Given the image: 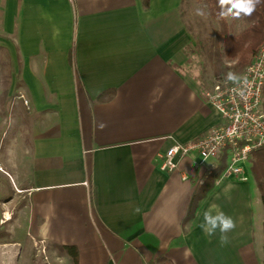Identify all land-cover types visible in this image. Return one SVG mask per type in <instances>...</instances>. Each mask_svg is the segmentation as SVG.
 I'll return each instance as SVG.
<instances>
[{"label":"crops","instance_id":"crops-1","mask_svg":"<svg viewBox=\"0 0 264 264\" xmlns=\"http://www.w3.org/2000/svg\"><path fill=\"white\" fill-rule=\"evenodd\" d=\"M180 5L0 0L5 93L28 100L14 99L20 134L3 152L5 189L16 194L0 221V264H263V208L249 168L247 180L214 176L197 195L208 176L197 183L196 154L177 156L171 171L159 163L173 142L222 123L181 68L191 36ZM212 204L236 222L225 246L199 227ZM61 245L76 248V261ZM37 247L47 261L32 259Z\"/></svg>","mask_w":264,"mask_h":264},{"label":"built area","instance_id":"built-area-1","mask_svg":"<svg viewBox=\"0 0 264 264\" xmlns=\"http://www.w3.org/2000/svg\"><path fill=\"white\" fill-rule=\"evenodd\" d=\"M240 75L247 78L246 85H235L225 77H218L209 89L203 91L205 101L219 112L222 123L208 128L203 135L192 140L173 142L159 154L161 168L174 170L177 156L196 154L199 158L196 163L199 171L197 183L201 184L224 156V165L215 177V183L227 178L248 179L251 153L264 145V45ZM16 98L28 104L22 93H18ZM37 249L44 255L43 247ZM43 258L47 261L45 256Z\"/></svg>","mask_w":264,"mask_h":264},{"label":"rangeland","instance_id":"rangeland-1","mask_svg":"<svg viewBox=\"0 0 264 264\" xmlns=\"http://www.w3.org/2000/svg\"><path fill=\"white\" fill-rule=\"evenodd\" d=\"M210 6H213V2L206 0H186L182 2L180 8L182 23L186 24V28L183 24L184 28L188 30L187 32H189L191 36V44L189 45V49L187 48L185 52L186 61L182 64L181 68H183V71L188 75H193L199 81V85L203 90L209 89L218 77H226V74L230 71L240 75L246 66L244 65L242 68H239V66L234 63L235 61L228 60L224 57L221 42H219L216 47L211 45L214 38L212 36L215 31L221 30V24L220 17L216 15L215 9L210 10ZM198 7L204 8L206 16L200 17L195 15V9ZM224 21L227 23L229 32L234 34L247 26V23L242 17H228L224 18ZM210 49L215 52L217 51L214 57L219 56L220 58L217 65L222 69V73L217 77L213 74V62L209 59L207 54ZM4 57L5 55H0V60H4ZM6 75L7 65L0 63V221L4 212H6L11 205L10 202L6 203L5 200L8 199V196L16 194V190H14L11 195V193L5 189L7 186L6 183L10 181L7 175L2 174L3 152L10 142L16 143V141H18V136L20 134V129L18 127L20 124V116H22L15 110L16 103L14 99H17L16 95L14 97L7 96L5 93ZM24 115L25 116L21 118L27 120V114L25 113ZM17 186L18 184L15 183V187ZM14 203L15 202H12V205H14ZM29 253L32 259L36 258L38 263H42V261L45 260L44 258L42 259V254L37 255L38 253L35 248L31 249Z\"/></svg>","mask_w":264,"mask_h":264},{"label":"trees","instance_id":"trees-1","mask_svg":"<svg viewBox=\"0 0 264 264\" xmlns=\"http://www.w3.org/2000/svg\"><path fill=\"white\" fill-rule=\"evenodd\" d=\"M144 7L148 6V0H141ZM186 0H181L184 2ZM213 2V6H210V10L215 9L216 15L218 16L217 0H206ZM181 8V5H180ZM181 14V12H180ZM219 17V16H218ZM242 19L247 23V26L239 31L238 33H230L228 30L227 23L224 19L220 18L221 30L215 31L212 37V44L216 47L219 42L222 44L223 55L228 60L235 61L239 68L247 65L252 60L258 49L264 45V0L257 5L256 11L251 16H241ZM186 28V24L183 23ZM188 31V30H187ZM190 34V33H189ZM211 37V38H212ZM212 49V47H211ZM209 50L207 52L208 57L213 62V74L217 77L222 73V69L217 65L219 56H215L217 51ZM215 58V59H214ZM215 63V65H214ZM262 94L264 95V84L262 86ZM225 157L223 156L217 167L213 169V172L208 176L207 181L203 187L198 189L197 195L203 194V192L211 185L212 178L217 176L224 165ZM249 171L255 181L256 187L260 194V199L263 208V220H262V232H263V264H264V145L256 149L251 153L249 159ZM196 195V194H195ZM193 196L190 207L196 205V201L200 198ZM197 197V198H196ZM187 215H190V210ZM60 248L66 250L70 254L71 258L76 261L77 251L74 246L61 245Z\"/></svg>","mask_w":264,"mask_h":264},{"label":"clouds","instance_id":"clouds-1","mask_svg":"<svg viewBox=\"0 0 264 264\" xmlns=\"http://www.w3.org/2000/svg\"><path fill=\"white\" fill-rule=\"evenodd\" d=\"M262 0H217V7L219 9L218 16L221 19L232 17L240 18L241 16H251L260 4ZM195 15L204 17L206 11L204 8L198 7L195 9ZM226 81L231 82L235 85H246L247 78L243 77L234 72H228L225 77ZM243 95V92L240 93ZM107 127L104 122L98 123V128L103 130ZM140 208L136 207L134 213H139ZM200 229L206 237H213L219 233L220 246H225L229 243L228 233L236 228L235 220L227 215L220 207L216 204L210 205L203 212V221L199 224ZM51 230L50 222H45L38 228V234L41 237H46ZM191 254V249L184 252V258L187 259Z\"/></svg>","mask_w":264,"mask_h":264}]
</instances>
